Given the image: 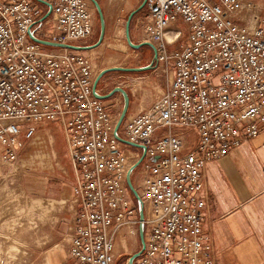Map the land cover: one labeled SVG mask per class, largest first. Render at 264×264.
<instances>
[{"label": "built area", "instance_id": "1", "mask_svg": "<svg viewBox=\"0 0 264 264\" xmlns=\"http://www.w3.org/2000/svg\"><path fill=\"white\" fill-rule=\"evenodd\" d=\"M47 1L52 14L41 22L47 6L0 0L3 161L18 160L37 123L59 121L77 175L68 253L79 264H115V236L125 225L132 235L143 233L144 248L124 264H215L204 231L205 171L264 130L263 7L255 0H147L137 20L141 41L155 46L153 63L167 85L116 132L120 113L94 89L91 57L32 40L87 43L95 30L91 1ZM119 137L147 146L139 173L133 166L143 149Z\"/></svg>", "mask_w": 264, "mask_h": 264}, {"label": "rangeland", "instance_id": "2", "mask_svg": "<svg viewBox=\"0 0 264 264\" xmlns=\"http://www.w3.org/2000/svg\"><path fill=\"white\" fill-rule=\"evenodd\" d=\"M91 1V0H90ZM102 8L105 18V35L102 44L94 51L88 52L92 63L98 74L105 68L120 67H153L142 72L112 71L101 77L109 79L110 82L121 83L117 87L123 88L129 97V109L126 118L134 110L142 105L149 104L159 92H162L167 85V75L163 74L154 60V50L151 46H143L134 49L129 46L126 40V22L129 14L135 10L143 0H97ZM264 9V0H255ZM94 7L95 30L91 38L93 44L98 40L100 34V20L98 10ZM145 8V7H144ZM144 8L133 17L130 24V37L132 42L141 43V27L138 17L143 13ZM250 13L245 17H249ZM186 32V24L179 21L177 25ZM187 35L180 41H186ZM148 75H151L149 78ZM161 80V81H159ZM157 83H153V82ZM119 92V91H118ZM118 106H111L110 100L105 106L120 117L124 105L123 97H120ZM142 102V103H141ZM53 122L44 123L37 128V134L32 141H29L20 150L18 160L13 164H6L1 157L0 145V264H39L40 254L56 243L68 244L71 229L63 234H54L57 218L55 211H71V205L65 200L48 201L34 198L24 189V179L33 173L44 172V167L49 166L51 159L53 167L61 161L70 171V160L66 155V145L57 137L50 138L43 134ZM63 139V138H62ZM47 161V162H46ZM41 165L42 168H37ZM42 169V170H40ZM141 167L135 170L139 173ZM132 176L131 179H133ZM67 202V203H66ZM66 247H69V246ZM140 250V245H137ZM126 256L120 263L124 264Z\"/></svg>", "mask_w": 264, "mask_h": 264}, {"label": "crops", "instance_id": "3", "mask_svg": "<svg viewBox=\"0 0 264 264\" xmlns=\"http://www.w3.org/2000/svg\"><path fill=\"white\" fill-rule=\"evenodd\" d=\"M167 38L171 39L172 33L167 34ZM90 43L91 40L87 43L72 44L90 45ZM75 51L86 55L89 52ZM110 78L104 77L97 84V88L102 89L103 95L109 94L115 87L125 83V81L110 82ZM120 97H123L125 102L121 110L123 112L126 104L123 93L121 95L120 92H116L110 98L104 99V102L106 104V101L110 100L111 106H118L121 102ZM52 122V125L41 135H47L50 140L58 137L66 145L70 171H67L66 166H62L61 161L55 162L57 166L53 167L54 161L51 159L49 162L46 161L49 166L44 167V172L25 177L24 189L34 198L48 201L65 200L70 203V213L67 209L57 210L54 213L57 218L53 227L54 234L61 235L69 228L72 230L73 227L77 209L75 200L77 175L71 159V147L66 130L59 121ZM43 124L37 123V128ZM57 132L59 134L55 137ZM185 142L189 147L192 137H186ZM141 166L142 164H139L135 170ZM37 168L42 166L38 165ZM205 174L209 197L204 231L212 240L215 264H264V130L256 137L232 148L222 159L211 161ZM138 213L140 214V211ZM129 230L130 226L125 225L115 236L114 255L116 261L119 260L118 263L126 256L135 254L138 243L141 246L140 232L132 235ZM67 245L56 243L45 249L40 254L39 264H79V261L68 253Z\"/></svg>", "mask_w": 264, "mask_h": 264}, {"label": "water", "instance_id": "4", "mask_svg": "<svg viewBox=\"0 0 264 264\" xmlns=\"http://www.w3.org/2000/svg\"><path fill=\"white\" fill-rule=\"evenodd\" d=\"M35 1H37V2H39V3H41V4H43V5L48 7L46 12L44 13V15L40 18V21L43 22L48 17L51 16V14H52V4L50 2H48L47 0H35ZM146 1L147 0H143L142 3L135 10H133L129 14L127 22H126V40H127L128 44H129V46L134 48V49H140L143 46H151L153 48V50H154V60H153V62H154L156 60V48H155V46L153 44L149 43V42L134 43V42H132L131 37H130V24H131V21H132L133 17L135 16V14H137L139 11H141L145 7ZM91 2L97 8L98 14H99V20H100V34H99L98 40L95 43L90 44V45L62 44V43L51 42V41H48V40H43V39L36 38V37H32V40H34L35 42H38V43H43V44L48 45V46L67 47V48H70V49H73V50H79V51H89V50L98 48L102 44V42L104 40V35H105V30H106L105 18H104V13L102 11L100 3L97 0H91ZM152 67H153L152 65H148V66H144V67H120V66H113V67L105 68L98 74V76H97V78L95 80V83H94V89H96L97 84H98L99 80L101 79V77L103 75H105L106 73H108V72H112V71L142 72V71L148 70V69H150ZM118 91H121L125 95L126 104H125L123 112L121 113V115H120V117L118 119V122H117V125H116V129H115L116 132H118L119 127H120L122 121L124 120V117L126 115V112H127L128 106H129L128 94L123 88L115 87L109 94L103 95V99H108L111 96H113L114 93H116ZM119 139H120V141H122L124 143H130L128 140H126V139H124L122 137H119ZM130 144L134 145L135 147L143 149L140 159L133 166V169H135L143 161V159H144V157L146 155L147 146L144 145V144H137V143H130ZM158 158H159V156H156V157L153 158V160L155 161ZM127 183H128V186H129L131 192L133 193L134 197L138 199L139 196H138L137 191H136V189L134 187V184H133V182H132V180L130 178H128ZM140 215H142V212H140ZM140 240H141V246H142V249H143L144 248V235H143L142 232L140 233ZM137 255H138V253H135L134 256H137ZM118 261H116L115 264H118Z\"/></svg>", "mask_w": 264, "mask_h": 264}, {"label": "bare ground", "instance_id": "5", "mask_svg": "<svg viewBox=\"0 0 264 264\" xmlns=\"http://www.w3.org/2000/svg\"><path fill=\"white\" fill-rule=\"evenodd\" d=\"M254 24H255V20L254 19H252V26H254ZM169 33H172V38L171 39H169L170 41L174 38V35H175V33L174 32H172V31H168L167 32V34H169ZM167 34H166V36H167Z\"/></svg>", "mask_w": 264, "mask_h": 264}]
</instances>
